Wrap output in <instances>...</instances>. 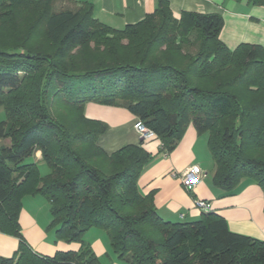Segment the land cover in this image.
<instances>
[{
	"label": "trees",
	"instance_id": "obj_1",
	"mask_svg": "<svg viewBox=\"0 0 264 264\" xmlns=\"http://www.w3.org/2000/svg\"><path fill=\"white\" fill-rule=\"evenodd\" d=\"M223 28L220 14L175 17L168 0L122 30L88 2L0 0V232L19 240L0 264H98L84 240L94 228L125 264H264V241L232 232L213 211L167 221L138 186L192 126L208 136L217 189L235 195L247 180L264 194V47L232 50ZM90 103L130 112L159 152L141 140L108 155L98 141L109 127L87 118ZM25 196L43 197L56 239L80 250L35 253L19 223Z\"/></svg>",
	"mask_w": 264,
	"mask_h": 264
},
{
	"label": "crops",
	"instance_id": "obj_2",
	"mask_svg": "<svg viewBox=\"0 0 264 264\" xmlns=\"http://www.w3.org/2000/svg\"><path fill=\"white\" fill-rule=\"evenodd\" d=\"M88 2L94 6V16L103 24L122 30L128 25L141 22L155 12L157 0H71ZM175 17L182 12L220 14L224 18L221 40L232 50L241 44H255L264 47V7L252 6L249 0H168ZM86 116L108 125V131L100 137L98 145L112 155L118 150L139 145L140 137L135 128L137 118L122 108L90 103ZM206 135H199L190 126L177 148L169 157L160 156L141 174L138 181L140 192L147 196L154 194V205L160 216L171 222H192L198 220L203 211L195 205L196 200L211 204L213 212L224 217L229 229L237 234L264 241V194L251 181H243L235 195H225L212 182L215 166L209 159ZM8 144V142H5ZM161 142H145L144 148L153 155L159 152ZM41 153L33 159L41 163ZM198 165L206 177L192 189L187 190L178 177L190 167ZM50 215V214H49ZM49 216L41 225L37 216L23 208L20 221L23 234L30 246L43 256H54L57 252H77L80 245H69L56 241L47 231ZM91 236V238H89ZM86 239L98 259V264H125L113 253L105 233L92 229ZM19 240L0 232V257L14 256Z\"/></svg>",
	"mask_w": 264,
	"mask_h": 264
},
{
	"label": "rangeland",
	"instance_id": "obj_3",
	"mask_svg": "<svg viewBox=\"0 0 264 264\" xmlns=\"http://www.w3.org/2000/svg\"><path fill=\"white\" fill-rule=\"evenodd\" d=\"M3 120H5V114H4V112H3V110L2 109H0V122H2ZM203 135H206V137H207V134H203ZM4 143H5V141H3ZM2 144V142H0V145ZM207 146H208V138H207ZM41 158H42V156H41ZM209 159H210V161H211V163H212V165L214 166V162H213V159H212V157H211V155H210V153H209ZM38 168H39V170H40V172L42 173V174H47L48 172H50V170H49V168H48V166H46V165H44V164H40L39 166H38ZM241 185V184H240ZM240 187V186H239ZM239 187H238V189H239ZM238 189H237V191H238ZM23 207H22V210H23V208L25 207L29 212H31L32 214H34L35 216H37V220L39 221V223L41 224V225H44L45 224V218H46V216H49L48 217V220H49V226L47 227V231L48 232H52V235H54L53 237L54 238H56V229H59V225H58V227H55V226H51V224H52V218H51V214H50V206H49V203L43 198V197H41V196H25L24 197V199H23ZM22 212V211H21ZM50 214V215H49ZM21 215V214H20ZM21 219V218H20ZM20 219H19V223H20V226L22 225L21 224V221H20ZM21 229H22V226H21ZM94 232H100V233H105L103 230H100V229H97V228H94V229H92ZM90 231V230H89ZM88 231V232H89ZM22 234H23V229H22ZM88 234V233H87ZM86 234V235H87ZM25 234H23V236H24ZM105 235H106V237H108L107 236V234L105 233ZM24 238H25V236H24ZM89 238H91V236H89ZM26 239V238H25ZM84 240H85V242L87 243V244H89V242L87 241V239H86V236L84 237ZM27 241V240H26ZM56 241H59V240H57L56 239ZM27 243H28V241H27ZM66 243V242H65ZM29 244V243H28ZM69 245H76V244H78V245H80V248H81V243H79V242H71V243H68ZM30 245V244H29ZM31 247V246H30ZM32 248V247H31ZM32 250L35 252V253H37V254H39L38 252H36V250L35 249H33L32 248ZM73 252V251H72ZM57 253H59V252H57ZM48 257H50V256H48ZM10 258V257H9Z\"/></svg>",
	"mask_w": 264,
	"mask_h": 264
},
{
	"label": "built area",
	"instance_id": "obj_4",
	"mask_svg": "<svg viewBox=\"0 0 264 264\" xmlns=\"http://www.w3.org/2000/svg\"><path fill=\"white\" fill-rule=\"evenodd\" d=\"M135 128L139 134L140 139L144 142L155 140L157 138V136L153 132L145 128V126L139 120H137ZM178 177L180 178L182 186L187 190H190L203 178H205L206 174L203 172L200 166L194 165L184 171ZM195 205L198 209L204 212H209L212 210L211 204L206 201L196 200Z\"/></svg>",
	"mask_w": 264,
	"mask_h": 264
}]
</instances>
